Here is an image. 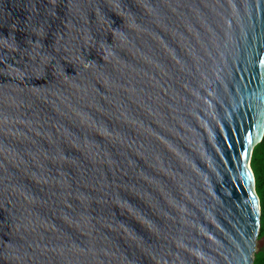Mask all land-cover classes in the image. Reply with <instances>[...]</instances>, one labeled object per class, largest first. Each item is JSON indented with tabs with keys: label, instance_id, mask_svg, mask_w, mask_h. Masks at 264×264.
Listing matches in <instances>:
<instances>
[{
	"label": "water",
	"instance_id": "obj_1",
	"mask_svg": "<svg viewBox=\"0 0 264 264\" xmlns=\"http://www.w3.org/2000/svg\"><path fill=\"white\" fill-rule=\"evenodd\" d=\"M264 0H0V264H253Z\"/></svg>",
	"mask_w": 264,
	"mask_h": 264
},
{
	"label": "trees",
	"instance_id": "obj_2",
	"mask_svg": "<svg viewBox=\"0 0 264 264\" xmlns=\"http://www.w3.org/2000/svg\"><path fill=\"white\" fill-rule=\"evenodd\" d=\"M251 166L256 177V191L260 198V233L258 240L264 236V137L253 149ZM253 264H264V253L256 249Z\"/></svg>",
	"mask_w": 264,
	"mask_h": 264
},
{
	"label": "rangeland",
	"instance_id": "obj_3",
	"mask_svg": "<svg viewBox=\"0 0 264 264\" xmlns=\"http://www.w3.org/2000/svg\"><path fill=\"white\" fill-rule=\"evenodd\" d=\"M256 249H260L264 253V236L260 240H257Z\"/></svg>",
	"mask_w": 264,
	"mask_h": 264
}]
</instances>
